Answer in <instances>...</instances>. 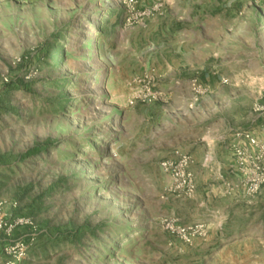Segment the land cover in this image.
Returning <instances> with one entry per match:
<instances>
[{
	"label": "rangeland",
	"instance_id": "obj_1",
	"mask_svg": "<svg viewBox=\"0 0 264 264\" xmlns=\"http://www.w3.org/2000/svg\"><path fill=\"white\" fill-rule=\"evenodd\" d=\"M190 26L239 37L259 63L211 57L180 76L174 34ZM251 70L264 73V0H0V200L38 226L26 264H264V185L249 194L223 158L264 90ZM150 80L164 95L144 102ZM179 83L191 152L157 133ZM208 128L219 163L204 175ZM177 151L192 156L191 196L160 168Z\"/></svg>",
	"mask_w": 264,
	"mask_h": 264
},
{
	"label": "crops",
	"instance_id": "obj_2",
	"mask_svg": "<svg viewBox=\"0 0 264 264\" xmlns=\"http://www.w3.org/2000/svg\"><path fill=\"white\" fill-rule=\"evenodd\" d=\"M189 10L191 11L192 8H189ZM175 14L176 12L173 15L175 16ZM196 27L190 26L188 29L184 30L183 34H180V31L177 34H174V37L177 40V45H175V47H178V50L181 53V57L172 59L171 65L173 66V68L170 67L169 64L168 66L170 69H173V71L180 72V76L183 75L186 77L193 75L195 72L194 69L196 68V62L198 63V66H204L206 63V59L211 57H227L230 59V61L233 62L237 61L239 57H245L247 58V60L250 57H253V59H250L247 62H256L257 64L259 63V54L255 53L254 51H248L243 45L238 46L230 44V42H237L239 40V37L236 36L233 38V36L230 35L221 36L220 34H216L217 31H214L216 29L213 28V26ZM183 36L184 38L180 39V37ZM241 40H243V38H241ZM253 47H255V44H253ZM227 51L229 52L224 55L223 53ZM246 74L253 80H264V73L262 72L251 70L246 71ZM180 86H182L180 85V83L175 84V87L177 89L171 92V95H173L172 97L175 98V101H173L174 103L172 106V111H168L169 115H165L164 118L166 119V124L163 126L166 127V131L157 129V133L159 136V140L161 139L166 142L167 148H172L173 145H175L174 142H179L177 141L179 139L181 142L177 145L178 149L191 152L190 149L184 148L183 146H185L184 143L186 139L197 140L199 138V133L196 130L198 127L197 114L195 113V111L193 113V111L190 112L189 109L187 110V95L189 93L188 98H190L192 97V93L190 92V90L185 91L182 88L180 89ZM215 94L218 95V92ZM245 109L248 110L247 107ZM249 109L250 110L246 111L249 115H246L244 124L247 125L249 129L257 130V132H260L261 121L256 120V118L254 117L252 106H250ZM236 124L237 123H235L234 125ZM232 129V125H230L228 134H226L227 139H230V144L234 134L233 133L232 135H229ZM215 134L216 133L214 128H208L207 131L205 130L203 134L204 136L200 140L203 142L204 149L207 150L206 155L204 157H197L196 155H194L196 164H199L201 166L202 171L200 172L204 175H207L208 169L211 164L219 163L218 154L217 152H215ZM229 147H227V150L223 155V158L225 160L224 166H227V163H233V157L231 156L232 153ZM207 159L209 161H206ZM194 168L196 167L194 166ZM201 173L196 171L197 178H199L198 176H203ZM8 209H10V205H8ZM19 231L20 229H18L15 233V237H20V235H22ZM7 242L8 239L6 238V236H4V234L0 232V253L3 249L4 244Z\"/></svg>",
	"mask_w": 264,
	"mask_h": 264
},
{
	"label": "built area",
	"instance_id": "obj_3",
	"mask_svg": "<svg viewBox=\"0 0 264 264\" xmlns=\"http://www.w3.org/2000/svg\"><path fill=\"white\" fill-rule=\"evenodd\" d=\"M0 81L2 84L10 83L7 77H1ZM222 81L228 83L227 79ZM192 89L197 95L201 93V85L197 80L193 82ZM163 95V92L153 91V80H150L138 97L144 102H152ZM253 113L261 118L259 119L261 131L236 130L230 144L234 168L243 179L244 187L249 194L258 192L264 185V90L261 91L260 98L253 106ZM191 163L192 156L180 151L175 152L173 158L161 162L162 172L173 180L170 193H182L187 196L194 193L196 185L193 174L189 170ZM17 208L18 204L14 202L10 203L11 210H8L7 203L0 200V232L8 239L0 253V264H26L38 237V226L34 219L15 216L12 211ZM24 226L30 227L31 233L27 236L15 237L16 230Z\"/></svg>",
	"mask_w": 264,
	"mask_h": 264
},
{
	"label": "trees",
	"instance_id": "obj_4",
	"mask_svg": "<svg viewBox=\"0 0 264 264\" xmlns=\"http://www.w3.org/2000/svg\"><path fill=\"white\" fill-rule=\"evenodd\" d=\"M36 149H37V148H35V149L31 150V151H30V153H31V152H35V151H36Z\"/></svg>",
	"mask_w": 264,
	"mask_h": 264
}]
</instances>
